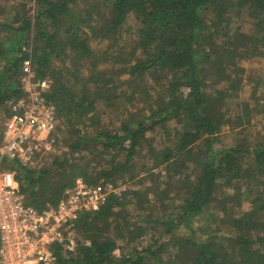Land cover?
<instances>
[{
  "label": "trees",
  "instance_id": "obj_1",
  "mask_svg": "<svg viewBox=\"0 0 264 264\" xmlns=\"http://www.w3.org/2000/svg\"><path fill=\"white\" fill-rule=\"evenodd\" d=\"M25 45L67 145L15 165L26 202L54 206L79 177L127 184L80 212L59 264H264V140L248 138V100L227 106L242 61L264 57V0H0V121L22 96Z\"/></svg>",
  "mask_w": 264,
  "mask_h": 264
},
{
  "label": "built area",
  "instance_id": "obj_2",
  "mask_svg": "<svg viewBox=\"0 0 264 264\" xmlns=\"http://www.w3.org/2000/svg\"><path fill=\"white\" fill-rule=\"evenodd\" d=\"M23 50L29 55L19 78L22 96L0 121V264H59V249L67 255L77 250L80 212L99 210L112 193L121 194L126 187L91 185L79 177L54 206L40 210L26 202L16 166L32 167L55 151L59 117L49 98L53 80L39 76L32 48Z\"/></svg>",
  "mask_w": 264,
  "mask_h": 264
},
{
  "label": "rangeland",
  "instance_id": "obj_3",
  "mask_svg": "<svg viewBox=\"0 0 264 264\" xmlns=\"http://www.w3.org/2000/svg\"><path fill=\"white\" fill-rule=\"evenodd\" d=\"M30 9V4L28 5ZM13 12H15V8L13 9ZM30 12V10L28 11ZM133 22V19H130V23ZM246 29L247 26H245ZM125 37L127 38L126 40L133 38L130 33H126ZM237 42L240 44L243 40V38L236 36ZM242 65L247 69L245 75H244V87L240 91L241 96L238 98H231L228 100L227 106L232 107V104L235 105L241 102L242 99L248 100L250 102V107L254 110L253 112V120H252V126H249L247 128V134L248 138L250 139L251 142H260L264 140V57H257V58H252L250 60H243ZM256 84H259L256 85ZM258 86L257 90H255V87ZM256 91V92H255ZM255 94V97H254ZM244 106V105H243ZM235 109L231 111L232 113L235 112ZM225 133H224V138L226 140V144H231L235 137L236 133H234L232 130L228 129V126L225 127ZM238 131L240 129H237ZM60 145V146H59ZM67 149V145L63 142L62 137L58 136V147L55 149V153L60 154L63 151ZM53 152V153H54ZM49 155L43 154V159H46ZM148 161V159H146ZM138 179V180H137ZM137 181L141 182H147L148 184L151 183V178L147 177L146 175H141L140 178H137ZM172 186L171 188L176 190L179 188V181L178 180H173L171 182ZM127 187V184L121 185ZM172 203V202H170ZM161 204L158 203L157 205H154L153 208L157 210V212L161 211ZM249 204L244 205V209H249ZM134 213V212H132ZM199 224H203V222H199ZM149 236H145L142 240H137L133 244L129 245L128 243H120V250H122L124 247H126L128 250V246L134 247V246H142L145 243H147ZM126 249V250H127Z\"/></svg>",
  "mask_w": 264,
  "mask_h": 264
}]
</instances>
